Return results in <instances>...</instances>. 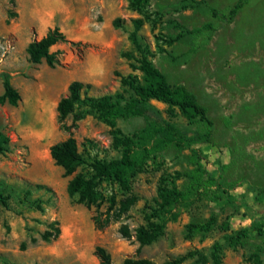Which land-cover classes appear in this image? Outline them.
<instances>
[{
	"label": "rangeland",
	"instance_id": "rangeland-1",
	"mask_svg": "<svg viewBox=\"0 0 264 264\" xmlns=\"http://www.w3.org/2000/svg\"><path fill=\"white\" fill-rule=\"evenodd\" d=\"M240 2L232 22L220 20V14ZM143 11L149 20L129 10L128 0H0V96L4 74L20 95L16 107L0 104V131L9 138V152L0 155V182L8 187L9 196V207L0 205V264H100L97 247L110 255L112 264L126 258L163 264L195 250L206 253L207 264H212L210 247L223 232L215 229L190 240L183 235L186 224L208 217L205 201L167 223L163 235L150 245L140 247L134 236L125 239L119 233L121 224L133 235L144 223L143 212L152 205L162 175L193 169L190 149L170 148L154 161L147 160L145 170L132 179L130 195L136 203L120 221L102 229L95 227L93 217L105 211L106 203L97 210L73 202L66 192L71 177H65L49 155L51 145L72 137L84 155L118 156L108 125L88 116L66 131L57 120L56 104L73 81L88 85L85 93L97 97L122 92L115 73L141 76L123 57L130 52L139 58L128 40L135 19L144 20L138 37L148 59L170 85L182 83L192 91L215 124L212 143L193 147L202 163L209 169L226 166L222 174L228 181L245 182L240 191L248 184L264 187V0H150ZM45 17L49 30L57 27L66 38L52 47L59 53L54 68L44 61L29 63L25 52ZM115 18L123 21L126 31L113 28ZM151 103L163 117L186 128L187 121L177 110L169 118L166 105ZM62 124L70 127L72 117ZM141 126L138 119L116 122V128L128 135ZM75 173L86 174L87 169L78 168ZM182 183L183 178L177 180L179 186ZM26 191L27 201H35L40 209L22 201ZM99 191L104 197L124 198L107 183H101ZM258 215L263 217V208ZM255 217L243 206L238 211L226 208L219 223L229 218V230L236 231ZM53 221L58 222L60 234L44 242L40 235ZM255 252H259V264H264V243L258 237L235 250L224 246L221 264H257L252 259Z\"/></svg>",
	"mask_w": 264,
	"mask_h": 264
},
{
	"label": "trees",
	"instance_id": "trees-1",
	"mask_svg": "<svg viewBox=\"0 0 264 264\" xmlns=\"http://www.w3.org/2000/svg\"><path fill=\"white\" fill-rule=\"evenodd\" d=\"M149 1L128 0V9L141 14L144 20H149L143 11ZM241 6L240 2L220 14V20L232 22ZM212 16H216L214 11ZM143 19L132 20V30L128 32V40L138 52L139 58L130 52L123 54L129 61L130 69L138 71L140 77L134 74L122 76L115 73L119 77L122 92L97 97L85 93L88 85L73 81L67 87V95L56 104L57 120L66 131L88 116L108 125L111 128V146L118 152V156L100 159L84 155L78 150L77 143L72 137L51 145L49 155L54 164L63 170V175L71 177L66 192L73 202L86 208L95 207L97 210L106 203L105 211L93 217L95 227L102 229L111 222L120 221L136 203V197L130 195L132 179L145 170L147 160L154 161L160 153L170 148L179 152L190 149L189 160L193 169L184 173L162 175L152 205L147 206L143 212L144 223L134 230L133 235L126 224H121L119 233L125 239L134 236L140 247L150 245L163 235L167 223L177 221L182 212L195 203L205 201L209 205L208 217L186 224L183 235L185 239L190 240L197 235H208L215 229L222 231V237L210 247L211 263L221 264L220 254L224 246L235 250L245 241L257 237L264 243V215L263 217L258 215L261 208L264 213V187L248 184L240 191L245 182L228 181L222 174L226 166L220 164L219 167L209 169L202 163L193 147L212 143L215 124L209 117L207 109L199 103L192 91L182 83L170 85L165 75L148 59L147 48L141 44L138 37ZM112 26L126 31L120 18H115ZM206 27L211 28L209 25ZM63 42H66L64 34L57 27L50 29L44 37L26 46L28 62L39 64L44 61L48 67L54 68L59 63L57 58L59 53L51 51V47ZM132 60L136 64L131 62ZM19 100V93L11 85L9 76L4 74L0 104L6 103L16 107ZM151 101L166 105L169 118L176 116L177 110L179 115L186 119V128H180L163 117L162 112ZM69 116L72 117V125L66 127L62 123ZM133 119L142 121V126L136 132L128 135L116 128L118 120ZM8 152L9 138L0 131V155ZM78 168H86L87 173H75ZM180 178H183L181 186L177 184ZM101 183L116 186L124 198L117 200L115 195L104 197L99 191ZM35 187L43 188L42 185ZM7 189L8 187L0 182V205L4 208L9 207ZM28 195L29 191L23 193L22 201L40 209L35 201H27ZM241 206L251 209L256 214L250 225L230 231L229 218L219 223L220 214L226 208L238 211ZM59 234L58 222L53 221L40 235V239L49 242L58 238ZM31 241L34 242L35 239ZM21 248H24V244ZM95 254L100 264H112L110 255L103 248L97 247ZM188 259H194L193 264H207L209 260L206 253L195 250L163 264H180ZM252 259L259 264V252L253 253ZM121 264L154 263L145 258H126Z\"/></svg>",
	"mask_w": 264,
	"mask_h": 264
},
{
	"label": "crops",
	"instance_id": "crops-1",
	"mask_svg": "<svg viewBox=\"0 0 264 264\" xmlns=\"http://www.w3.org/2000/svg\"><path fill=\"white\" fill-rule=\"evenodd\" d=\"M52 14H54V12H52ZM47 16H51V14L47 13ZM48 23H49V21L47 20L46 17L42 19V22L39 25L38 36H37L36 40H39V39H41L42 37H44L46 35V33L49 30V27H51V26L48 25ZM51 51H52V47H51Z\"/></svg>",
	"mask_w": 264,
	"mask_h": 264
}]
</instances>
